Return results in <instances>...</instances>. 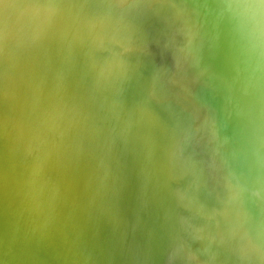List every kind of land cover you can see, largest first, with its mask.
<instances>
[{
	"label": "water",
	"instance_id": "water-1",
	"mask_svg": "<svg viewBox=\"0 0 264 264\" xmlns=\"http://www.w3.org/2000/svg\"><path fill=\"white\" fill-rule=\"evenodd\" d=\"M0 264H264V0H0Z\"/></svg>",
	"mask_w": 264,
	"mask_h": 264
}]
</instances>
